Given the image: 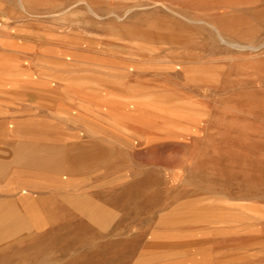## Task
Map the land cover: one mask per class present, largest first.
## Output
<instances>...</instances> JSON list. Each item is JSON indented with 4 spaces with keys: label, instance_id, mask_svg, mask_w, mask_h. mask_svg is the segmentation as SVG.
Here are the masks:
<instances>
[{
    "label": "rangeland",
    "instance_id": "374dc122",
    "mask_svg": "<svg viewBox=\"0 0 264 264\" xmlns=\"http://www.w3.org/2000/svg\"><path fill=\"white\" fill-rule=\"evenodd\" d=\"M0 16L42 28L0 32L24 44L0 48V156L22 139L9 122H40L54 137L25 136L39 156L18 167L55 186L15 188L31 208L9 199L0 264H264V0H0Z\"/></svg>",
    "mask_w": 264,
    "mask_h": 264
},
{
    "label": "bare ground",
    "instance_id": "6f19581e",
    "mask_svg": "<svg viewBox=\"0 0 264 264\" xmlns=\"http://www.w3.org/2000/svg\"><path fill=\"white\" fill-rule=\"evenodd\" d=\"M21 4V3H20ZM12 68V67H11ZM28 118V117H27ZM28 120H32V119H28ZM36 121V120H35ZM35 121H14V122H9L12 124L13 128H11V130L9 129L10 134H20L18 137H22L21 140H19L18 143H16L15 145H11V149L9 150V154L7 156H0V175L5 176L7 173H9V177L12 180V184H14L13 186H3L4 189H2V192L0 193V224L2 225L3 223H5L7 221V219L9 218V215L6 213L2 214L3 212H10V208L12 207V200L11 197H19L20 199H18V203L19 205H21L20 203H24V207L26 209H30L31 206L24 202V195H20L19 192H16L17 190L15 188H24V187H37L40 189H51V188H55V186H53L50 183H46L47 182V177L41 174H37L34 172H26L24 171V169H20L18 166L20 165L21 161L24 159H28V156L30 155V157L36 158L39 156V153L37 154V152L35 153H28L26 152V148L27 146H24V143L22 141H24L25 136L27 137H32L35 138V140H45L48 139L50 134L51 136L52 133H50L51 130L47 129V127H43L45 125H42L40 122H35ZM2 122V121H1ZM51 123L47 124L50 125ZM3 127V123L0 124ZM5 125V124H4ZM53 125V124H52ZM7 126V125H6ZM1 127V126H0ZM42 128L44 129V134L42 131H40V129L38 128ZM24 133H29L28 134H24ZM54 137V136H53ZM52 139V138H51ZM34 141V140H33ZM50 141V140H49ZM59 141V140H58ZM66 143V142H65ZM178 154V153H177ZM45 157H41V158H37V160L39 161H44ZM32 170V169H31ZM35 171V170H34ZM41 171V170H40ZM68 171V170H66ZM36 172V171H35ZM60 174V173H59ZM53 176V175H52ZM24 178L26 180V183H24ZM45 179V181L43 180ZM10 180V181H11ZM6 183V182H5ZM25 184V186H24ZM4 185V184H3ZM30 190V189H29ZM32 191V190H31ZM34 193V192H33ZM40 193V192H39ZM75 193V192H74ZM59 194V193H58ZM40 195V194H39ZM62 195V194H61ZM64 195V194H63ZM33 196V195H32ZM34 197V196H33ZM8 198V199H7ZM78 199V198H77ZM33 200V199H32ZM36 201V200H35ZM33 202V201H32ZM37 203V202H36ZM35 206V205H34ZM34 208V207H33ZM32 208V209H33ZM37 208V207H36ZM24 209V208H23ZM31 209V211H32ZM41 209V208H40ZM81 209V208H80ZM9 210V211H8ZM35 210V209H34ZM38 210V209H37ZM34 212V211H32ZM39 213V212H38ZM38 215V214H37ZM31 216V215H30ZM36 216V215H35ZM43 217V216H42ZM37 218V217H36ZM31 220V219H30ZM37 220V219H36ZM42 220V219H41ZM36 222V221H35ZM40 222V221H38ZM34 224V222H33ZM0 225V226H1ZM35 225V224H34ZM37 226V225H36ZM35 227V226H34ZM41 227V226H40ZM38 228V227H37ZM36 229V228H35ZM243 229V228H242ZM186 245V244H185ZM252 251V250H251ZM217 258V257H216ZM203 261V260H202ZM206 261H208V258H205V263ZM201 262V261H200ZM238 263V262H237ZM241 264V263H240Z\"/></svg>",
    "mask_w": 264,
    "mask_h": 264
},
{
    "label": "crops",
    "instance_id": "0c3cea01",
    "mask_svg": "<svg viewBox=\"0 0 264 264\" xmlns=\"http://www.w3.org/2000/svg\"><path fill=\"white\" fill-rule=\"evenodd\" d=\"M3 19H4V17L0 16V32L1 33L2 32H4V33L10 32L11 34H15V35L26 36L29 38L30 37L36 38V35H38L37 31L42 29L39 26H29V27L24 26V17H22V24L21 25L13 24V22L5 23ZM2 39L3 40H0V48H2L5 51H14L13 46L21 48V49H23V47H24L23 43H21V44L20 43L18 44L17 42L13 43V39H8V38L7 39L2 38ZM13 44H16V45H13ZM20 53L24 54V61H26L27 53L25 52V50H24V53L23 52H20Z\"/></svg>",
    "mask_w": 264,
    "mask_h": 264
}]
</instances>
